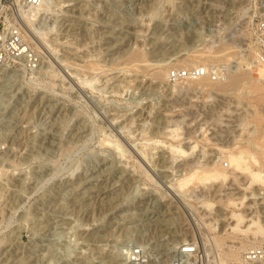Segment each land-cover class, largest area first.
Segmentation results:
<instances>
[{
  "label": "rangeland",
  "instance_id": "1",
  "mask_svg": "<svg viewBox=\"0 0 264 264\" xmlns=\"http://www.w3.org/2000/svg\"><path fill=\"white\" fill-rule=\"evenodd\" d=\"M63 3L76 5L42 18L41 29L53 27L42 41L23 32L37 62L0 73V264H131L137 248L144 264H169L191 240L210 245L201 251L206 264H221L210 239L226 230L223 207L209 213L197 198L214 204L236 182L191 186L184 197L169 185L212 166L218 153L258 150L259 142L264 150V89L255 93L244 81L225 92H174L176 82L155 73L228 44L218 54L232 52L229 61L209 65L253 64L259 79L250 53L264 57V0ZM68 25L79 35H64ZM132 52L146 63L129 61ZM169 145L188 156L173 158ZM222 168L229 172L226 162ZM263 211L264 198L253 203L264 226ZM212 220L214 231L206 226ZM56 223L59 229H46Z\"/></svg>",
  "mask_w": 264,
  "mask_h": 264
},
{
  "label": "bare ground",
  "instance_id": "2",
  "mask_svg": "<svg viewBox=\"0 0 264 264\" xmlns=\"http://www.w3.org/2000/svg\"><path fill=\"white\" fill-rule=\"evenodd\" d=\"M72 1L74 0H68V2H72ZM9 4L10 2L8 3V5ZM74 5H76V3L74 4L65 3L64 4L63 0H37V4L33 6H30L25 3L24 6L18 8V10L20 11L19 23L20 25H22V30L25 33V35L29 36L31 35V33L32 35L35 34L36 35L35 39L38 38L39 39L38 41L40 40L42 41L43 39L42 37L46 36L47 33L52 31V28H53V27L52 28L50 27V29H45L46 31L41 29L40 21L42 20V18L44 17L46 20L48 17L51 19L57 16L55 14V8L58 9L59 7L60 9L63 7H72ZM127 22H131V21H127ZM46 23L49 24V22H46ZM42 24H44V26L46 25L44 22ZM73 29H74L73 26H69V25L66 26L64 35L68 37H72L75 35L78 36L79 34L77 33L74 34ZM42 31H44L43 32L44 34L42 33ZM29 39L31 40L30 36H29ZM37 43L38 42H36V44ZM226 45H222L221 47L222 49L218 50V52L194 51L187 58L181 59L179 61L180 65L178 64L176 69L177 70H179V68L190 69V68H195V67H200V66L209 68L210 67L209 63H214L217 61L227 62L229 61L230 57L233 56L232 52L223 53L220 55L218 54L222 51L227 52V50L230 49V47ZM233 54L234 56H237L235 53ZM238 57H236L235 59L237 63H239V60L237 59ZM250 58L253 60L255 59V62H257L258 65H260L256 67V75L259 78L257 80L253 79V75H254L253 74V71H254L253 64H246L245 66H242L244 64H242L243 62H240L242 65L239 66L238 64L234 66L236 68L233 71L230 70L231 67L228 66L229 71L227 72V75L223 81L213 82L211 81L210 77L205 76L200 79L193 80V81L192 80L191 81L189 80L178 81L172 88L174 92H178L181 90H195L198 88L200 90H207V89L209 90V88L210 89L215 88L218 91L225 92L234 86H238L244 81H250L253 87V92L255 93L260 92L264 89V64L261 63L260 56L258 55L256 51H251ZM129 61L138 62V63H146L143 56L138 52H132L131 55L129 56ZM143 67H145V65H143ZM169 73L170 71L168 70L167 71L166 70L157 71L155 73V77L167 81L169 80ZM256 81H259V82L261 81L262 83L256 84L255 83ZM177 131H178V128H173L172 130L168 132H170L172 137H178ZM115 144H116L115 145L116 148L119 149L120 145L118 143H115ZM256 146L259 147L258 150L257 149L249 150V149H243V148L238 147L235 151H226V152L218 153L219 154L218 159L216 163H213L212 166L210 167L196 166L190 169L189 171L185 172V174L181 176V178H177L176 180H174V182L171 181L173 183L169 185L170 192H172V194L174 193L176 194V196L179 195V196L184 197L189 191L191 186H194V189H197V188L203 189V188H206L208 185L212 186L217 182H219V184H221L222 186L224 183L228 181V179H230V177H231L230 180H232L233 182H236L237 187L232 188L231 186L233 184H231L230 187L227 188V190H230V192L225 193L223 195L225 198L220 199L214 204H212L210 200H207L206 196H199L198 198L196 196V198L200 200L201 208L203 210H206L209 213H211L214 210V208L216 209L218 207H223L222 209H218V212H220L219 214L223 215V218L226 219V222H227L226 230L223 231L224 234L223 232H221L222 234H214L213 237L210 239V241L212 240L211 242H213L217 248L221 249L220 253L218 254L219 261L221 264L239 262L241 255L244 251L254 248V246L256 247V244H261L260 243L261 241L259 239L264 238V226L261 224L257 216L253 214V203L264 198V196L263 198L261 197V195L263 194H259L258 192H256V190L264 191V150H263V145L260 144V142L256 144ZM165 148L168 149L169 152H171L173 158H176L178 155L182 157L184 156V158L188 156L186 152H183L181 147L179 148L178 146L173 147L172 145H169ZM223 162H226L227 167L228 166L230 167L229 172H226V170L222 168ZM144 170H143V173L145 176L146 172ZM146 177H148V175ZM240 177H245L246 182L239 181ZM128 181L129 180H127L126 183H128ZM257 187L258 189H256ZM237 189L238 191L234 192V190H237ZM238 192H242V194H240L239 196H236ZM250 201H252L253 203H249ZM216 204H221V206H218ZM114 207L115 206H113V208ZM55 213L58 214L56 217L60 218L59 219L60 222H62V220L64 221L68 219L66 218L67 217L66 215L63 216V213L62 214L60 212H55ZM50 225L51 226L46 225V229L49 227L50 228L54 227L55 229L60 228L57 223L50 224ZM206 226H209V228L213 230L214 221L212 220ZM240 235L244 236L247 239L246 242L233 243V242L226 241L227 239H232V238L235 239L237 236H240ZM52 236H56V234ZM227 243L231 245H227ZM78 258H81V256ZM30 262H35V261L31 260ZM76 263L77 262H74L73 264H76Z\"/></svg>",
  "mask_w": 264,
  "mask_h": 264
},
{
  "label": "built area",
  "instance_id": "3",
  "mask_svg": "<svg viewBox=\"0 0 264 264\" xmlns=\"http://www.w3.org/2000/svg\"><path fill=\"white\" fill-rule=\"evenodd\" d=\"M9 2L12 0H0V73L14 71L20 66L30 68L37 62L34 52L23 38V30L19 25L20 11L16 6H7ZM25 3L33 6L37 4V0H25ZM260 60L264 64V57H260ZM228 71L229 68L225 65L172 69L169 82L193 81L205 76L210 77L213 82H220L225 79ZM206 247L210 245L204 246L202 241L191 240L169 259V264H206L201 253ZM130 263H145L140 248L134 249ZM229 264H264V244L244 251L239 262Z\"/></svg>",
  "mask_w": 264,
  "mask_h": 264
}]
</instances>
